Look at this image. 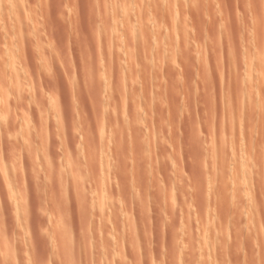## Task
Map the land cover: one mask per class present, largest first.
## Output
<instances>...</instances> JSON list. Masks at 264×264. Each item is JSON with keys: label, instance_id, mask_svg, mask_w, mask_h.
Wrapping results in <instances>:
<instances>
[{"label": "rangeland", "instance_id": "obj_1", "mask_svg": "<svg viewBox=\"0 0 264 264\" xmlns=\"http://www.w3.org/2000/svg\"><path fill=\"white\" fill-rule=\"evenodd\" d=\"M263 70L264 0H0V264H264Z\"/></svg>", "mask_w": 264, "mask_h": 264}, {"label": "bare ground", "instance_id": "obj_2", "mask_svg": "<svg viewBox=\"0 0 264 264\" xmlns=\"http://www.w3.org/2000/svg\"><path fill=\"white\" fill-rule=\"evenodd\" d=\"M235 7V6H234ZM237 9V8H236ZM247 25V24H246ZM263 25V24H262ZM251 28V27H250ZM261 31V30H260ZM225 35V34H224ZM260 37V36H259ZM248 40V39H247ZM253 41V40H252ZM247 47V46H246ZM248 48V47H247ZM227 53H228V51H227ZM230 53V52H229ZM239 54V53H238ZM257 54V53H256ZM230 59V58H229ZM257 60H259V59H257ZM230 61H231V59H230ZM228 65V64H227ZM258 66V65H257ZM259 67H261V68H263V66L262 65H260ZM261 68H259L260 70H262ZM230 69H232V68H230ZM229 69V70H230ZM228 70V69H227ZM258 71V70H257ZM264 71V70H263ZM263 72H261V74H262ZM250 74V73H249ZM245 75V74H244ZM259 79V78H258ZM231 80V79H230ZM261 80V79H260ZM238 83V82H237ZM260 83V82H259ZM237 85V84H236ZM253 89V88H252ZM221 92V91H220ZM227 97V96H226ZM234 99V98H233ZM243 99V98H242ZM241 100V99H240ZM246 105V104H245ZM226 108V107H225ZM244 111H246V110H244ZM230 114V113H229ZM240 115V114H239ZM133 116V115H132ZM235 116V115H234ZM234 118V117H233ZM245 118H246V116H245ZM260 118V117H259ZM256 119V118H255ZM126 121V120H125ZM246 124V123H245ZM235 125V124H234ZM244 125V124H243ZM228 132V131H227ZM249 142V141H248ZM231 147V146H230ZM229 147V148H230ZM240 148V147H239ZM233 149V148H232ZM243 151H244V149H243ZM247 151V150H246ZM224 153V152H223ZM243 157V156H242ZM245 157H246V155H245ZM259 158V157H258ZM246 159V158H245ZM249 159V158H248ZM218 160V159H217ZM240 160V159H239ZM244 159H241V162H238V163H243L244 164ZM249 162H247L246 164H244V165H246V168H247V166H249V164H248ZM243 164H240V165H242V168L244 167L245 168V166L243 165ZM248 164V165H247ZM240 165H238V167H240L241 168V166ZM262 167V166H261ZM232 168V167H231ZM218 170V169H217ZM216 170V171H217ZM229 170V169H228ZM238 170V169H237ZM242 170V169H241ZM244 170H246V169H244ZM219 172H221V171H219ZM227 172V171H226ZM210 174H211V172H210ZM217 174H218V172H217ZM234 175V174H233ZM113 176V175H112ZM222 176L224 177L225 175H224V173L222 172ZM241 177V176H240ZM208 179V178H207ZM224 179V178H223ZM214 180V179H213ZM246 180V179H245ZM211 184V183H210ZM217 184V183H216ZM246 185H247V183H246ZM115 186V185H114ZM92 188V187H91ZM89 190V189H88ZM230 190V189H229ZM243 192V191H242ZM225 196V195H224ZM91 198V197H90ZM223 199V198H222ZM104 202V201H103ZM15 203V202H14ZM209 204V203H208ZM223 204H224V202H223ZM11 206V205H10ZM22 209V208H21ZM212 213V212H211ZM222 214V213H221ZM105 215V214H104ZM207 215H209V214H207ZM206 215V216H207ZM108 216V215H107ZM223 221V220H222ZM199 223V222H198ZM187 230H189V229H187ZM204 230V229H203ZM222 230V229H221ZM201 233V232H200ZM216 233V232H215ZM216 235V234H215ZM185 237H187V236H185ZM58 238V237H57ZM60 239V238H59ZM188 241V240H187ZM216 241H218V240H216ZM221 241V240H220ZM173 242V241H172ZM224 242V241H223ZM219 243V242H218ZM223 244V243H222ZM221 244V245H222ZM209 245V244H208ZM233 246V245H232ZM204 247V246H203ZM225 247V246H224ZM206 249H207V247H206ZM228 249V248H227ZM236 249V248H235ZM208 250V249H207ZM211 251V250H210ZM88 257V256H87Z\"/></svg>", "mask_w": 264, "mask_h": 264}]
</instances>
